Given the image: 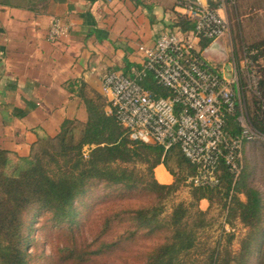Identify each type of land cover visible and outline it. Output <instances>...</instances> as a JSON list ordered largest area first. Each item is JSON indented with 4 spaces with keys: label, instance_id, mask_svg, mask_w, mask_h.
I'll return each instance as SVG.
<instances>
[{
    "label": "trees",
    "instance_id": "trees-1",
    "mask_svg": "<svg viewBox=\"0 0 264 264\" xmlns=\"http://www.w3.org/2000/svg\"><path fill=\"white\" fill-rule=\"evenodd\" d=\"M0 2L12 4L13 0ZM180 24L184 30L195 26L185 16L180 18ZM199 42L204 48L209 40L201 37ZM257 45H264V40ZM150 80L154 79H146L145 84L157 95L169 94L166 87L155 81L156 86H149ZM261 87L264 91V78ZM84 101L86 121L66 119L57 135L39 139L35 144L40 143V148L34 149V144L30 153L19 156L16 162L9 157L8 149L0 147V264H31L26 247L33 218L39 211L48 212L59 232L67 237L64 245L53 251L49 264H91L98 256L129 248L146 237L156 241L138 251L132 264H188L186 256L199 245V231L209 223L207 211L200 208L199 202L207 199L212 204L216 196L227 210L228 221L234 225L235 219L240 220L248 227V233L235 257L221 262L217 247L209 256V264H264V198L250 180L246 160L237 177L222 161L220 184L190 185L192 201L175 204L166 218L160 217L163 207L151 204L113 207L112 212L95 216L89 206L100 195V187L106 189L101 199L113 192L117 197H129L136 190L162 198L185 184L196 167L178 146L164 152L160 145L131 139L115 114L105 110L107 99L100 92L92 91ZM250 113L256 128L264 133V110L256 106L254 113ZM228 128L238 132L233 115ZM262 155L264 158V151L260 152ZM137 160L148 163V178L122 165ZM161 163L174 177L170 184L155 177L154 169ZM259 178L264 183V177ZM90 215H94L98 228L90 234L92 239L77 230L85 221L83 216L91 221ZM261 247V256L255 263L254 251ZM134 254L131 252L132 258Z\"/></svg>",
    "mask_w": 264,
    "mask_h": 264
},
{
    "label": "crops",
    "instance_id": "crops-1",
    "mask_svg": "<svg viewBox=\"0 0 264 264\" xmlns=\"http://www.w3.org/2000/svg\"><path fill=\"white\" fill-rule=\"evenodd\" d=\"M186 1L0 2V147L14 146L19 156L28 155L39 139L57 135L66 119L87 120L84 97L92 91L103 94L104 73L122 69L132 75V67L142 68L139 45H154L167 30L192 38L193 29L184 30L180 24V18H189ZM56 17L71 26L66 36L53 42L48 32ZM199 39L204 54L207 46L203 48ZM208 40L207 45L218 49L205 56L221 60L224 38ZM154 174L162 183L174 178L163 163Z\"/></svg>",
    "mask_w": 264,
    "mask_h": 264
},
{
    "label": "built area",
    "instance_id": "built-area-1",
    "mask_svg": "<svg viewBox=\"0 0 264 264\" xmlns=\"http://www.w3.org/2000/svg\"><path fill=\"white\" fill-rule=\"evenodd\" d=\"M225 4L226 0H216L215 5L187 0L185 11L195 23L192 38L164 31L154 45H139L142 68L132 67V75L115 69L102 76L101 91L109 113L115 114L131 139L160 145L164 152L178 146L196 167L186 179L193 186H218L222 161L237 177L245 143L264 139L247 106L250 90L264 110V91L252 60H237L234 54L227 60H213L197 45L196 38L217 40L228 35ZM70 26L56 17L48 38L57 41L68 34ZM146 79H154L169 94L157 95ZM232 115L236 133L228 128Z\"/></svg>",
    "mask_w": 264,
    "mask_h": 264
},
{
    "label": "rangeland",
    "instance_id": "rangeland-1",
    "mask_svg": "<svg viewBox=\"0 0 264 264\" xmlns=\"http://www.w3.org/2000/svg\"><path fill=\"white\" fill-rule=\"evenodd\" d=\"M13 2L28 4V2L34 3V0H13ZM38 2L39 0H37ZM225 5L227 18L230 23V32L223 37L226 45H221L223 51L220 52V59L227 60L231 54H234L237 60H242L243 58L252 60V65H254L259 74V79L262 81L264 78V45L257 44L264 40V0H226ZM217 49V45H207L203 55L207 54L208 51ZM150 81L151 83H147L149 86H156L153 83L154 80ZM256 100L258 98L249 90L247 94L249 113H254L255 107L258 106L257 102H255ZM251 115L252 113H250L252 118ZM39 144H35L34 149H39ZM15 148L14 146L10 147L8 154L13 162H16L19 158L18 153L14 150ZM263 151L264 139L247 141L244 146V154L245 152L246 154L243 161L246 160L248 162L250 180L262 191L264 198V183L259 178V176L264 177V158L263 155L260 156V152ZM122 165L134 169L139 175H144L146 178L149 177L147 162L137 160L125 162ZM157 176L160 177L159 170H157ZM105 190L104 187H100V195L91 200L92 203L89 207L90 210H93L95 216L100 215L101 213L99 212H102V214L104 212L110 213L113 211V207L115 209H123L129 204H151L163 207L160 217L166 218L175 204L181 201L188 203L193 198L190 184L188 183L181 185L177 191L162 198L152 192L136 190L129 197H117V194L113 192L114 194L111 193L112 196L101 199L100 196L106 192ZM108 190L110 191V189ZM115 198L117 199L115 200ZM199 205L201 209L207 211L206 217L209 223L199 231V245L186 256L189 261L188 264H209V256L213 249L217 247L220 249L219 258L221 262L225 258L231 259L235 257L242 247V240L248 233V227L238 219H235L234 225L228 221L227 210L223 209L222 201L218 196L213 199L212 204L207 199H203L199 202ZM94 215H90L91 221L83 216L85 221L78 225V234L83 231L86 237L93 238L90 234L98 229L95 219L93 220ZM32 228L33 230L26 247L27 253L31 256V264H49V258L53 255V251L58 245L63 246L67 237L59 232V229L49 218V213L45 211H39L34 216ZM231 235L233 237L229 241ZM141 239L129 248H119L111 254L98 256L91 264H129V259H131L130 264H132L138 251L151 246L156 241L153 237ZM260 249L262 250V247L254 251L255 263L259 261L261 256L262 251ZM131 252L132 254L135 253L133 258ZM234 259L232 262H234Z\"/></svg>",
    "mask_w": 264,
    "mask_h": 264
}]
</instances>
